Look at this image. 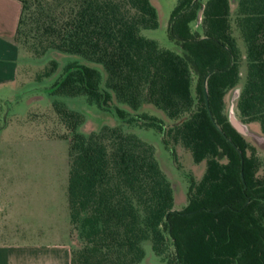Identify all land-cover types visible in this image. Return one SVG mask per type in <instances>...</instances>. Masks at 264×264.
<instances>
[{
    "label": "trees",
    "instance_id": "1",
    "mask_svg": "<svg viewBox=\"0 0 264 264\" xmlns=\"http://www.w3.org/2000/svg\"><path fill=\"white\" fill-rule=\"evenodd\" d=\"M17 1L15 45L33 56L48 49L79 54L105 70L102 89L95 69L70 63L52 94L83 95L105 109L112 98L132 110L150 103L169 126L144 112L113 109L126 123L155 128L172 154L179 145L193 162L204 161L200 179L189 181L186 204L175 210L151 145L119 127L75 132L80 116L54 103L70 132L66 199L76 242L69 264H140L146 238L165 264H264V156L224 111V96L239 78L233 21L246 60L235 113L264 135V0H237L233 17L228 0H176L166 30L182 55L140 35L156 27L148 0Z\"/></svg>",
    "mask_w": 264,
    "mask_h": 264
},
{
    "label": "rangeland",
    "instance_id": "2",
    "mask_svg": "<svg viewBox=\"0 0 264 264\" xmlns=\"http://www.w3.org/2000/svg\"><path fill=\"white\" fill-rule=\"evenodd\" d=\"M148 1L155 10L156 27L141 29L140 35L154 40L160 48L182 55L179 44L168 37L166 30L176 0ZM236 1L228 0L232 17L236 11ZM230 28L240 52L239 78L234 87L239 90L246 72L245 45L233 21ZM51 62L55 64L54 69L40 75L50 68ZM70 63L95 69L99 74L100 88H105L106 73L101 63L86 60L79 54L52 49L33 56L23 46L18 47L15 80L0 86V201L12 208L11 217L21 218L0 220V237L4 239L46 242L56 238L67 239L69 234L71 245L76 242L75 234L70 233L66 199L70 132L59 120L54 103L80 116L81 123L76 126L75 132L85 134L102 126L119 127L151 145L160 171L171 184L175 210L186 204L189 181L199 180L204 170V161L193 162L187 149L176 145L172 154L163 145L155 128L126 123L113 109L118 107L130 115L144 112L155 116L163 126H169L170 119L154 105L143 102L132 110L112 98L109 108L105 109L87 101L83 95L52 94V82ZM234 89L224 96L226 115ZM234 100L233 111L238 120ZM246 127L251 134L243 136L255 147L258 156H264V135L259 132L258 124L253 122L246 124ZM62 217L63 220H60ZM140 244L143 250L140 264H165L152 251L148 238Z\"/></svg>",
    "mask_w": 264,
    "mask_h": 264
},
{
    "label": "crops",
    "instance_id": "3",
    "mask_svg": "<svg viewBox=\"0 0 264 264\" xmlns=\"http://www.w3.org/2000/svg\"><path fill=\"white\" fill-rule=\"evenodd\" d=\"M19 11L17 0H0V86L16 78L18 46L11 38ZM11 209L8 204L0 201V220H21L10 216ZM71 243L69 234L67 239L63 237L46 242L0 237V264H69Z\"/></svg>",
    "mask_w": 264,
    "mask_h": 264
},
{
    "label": "water",
    "instance_id": "4",
    "mask_svg": "<svg viewBox=\"0 0 264 264\" xmlns=\"http://www.w3.org/2000/svg\"><path fill=\"white\" fill-rule=\"evenodd\" d=\"M201 11L202 8H200L197 12V22L200 19V15H201ZM239 90L238 89H234L230 98V104H229V108H228V112H227V120L229 121V123L231 124V126L240 134L242 135H250L251 133L249 132V130L246 127V124L241 123L239 120L236 119L235 115H234V111H233V100L238 96ZM203 94H204V103H205V107L207 110V114L210 117V112L208 110V104H207V97H206V90L205 87H203ZM211 118V117H210Z\"/></svg>",
    "mask_w": 264,
    "mask_h": 264
}]
</instances>
